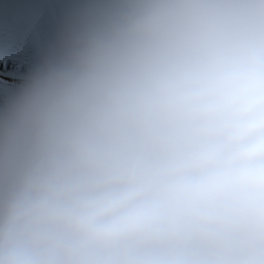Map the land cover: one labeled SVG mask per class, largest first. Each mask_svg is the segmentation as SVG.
<instances>
[{
  "label": "rangeland",
  "instance_id": "374dc122",
  "mask_svg": "<svg viewBox=\"0 0 264 264\" xmlns=\"http://www.w3.org/2000/svg\"><path fill=\"white\" fill-rule=\"evenodd\" d=\"M132 3L0 0V170L14 173L26 86L59 100L55 92L103 56ZM157 7L189 41L165 116L149 131L162 155L102 178L144 197L142 221L84 234L16 221L3 211L13 176L0 172V264H31L28 249L43 264H264V0ZM30 102L37 115L55 106L34 92Z\"/></svg>",
  "mask_w": 264,
  "mask_h": 264
},
{
  "label": "clouds",
  "instance_id": "9594fccd",
  "mask_svg": "<svg viewBox=\"0 0 264 264\" xmlns=\"http://www.w3.org/2000/svg\"><path fill=\"white\" fill-rule=\"evenodd\" d=\"M159 3L133 0L103 56L66 82L43 115L30 102L35 86H26L17 102L23 117L13 137L7 216H31L80 234L142 221L144 197L127 195L125 181L102 178L120 174L137 156L162 155L149 131L165 116L189 41L164 26Z\"/></svg>",
  "mask_w": 264,
  "mask_h": 264
},
{
  "label": "bare ground",
  "instance_id": "6f19581e",
  "mask_svg": "<svg viewBox=\"0 0 264 264\" xmlns=\"http://www.w3.org/2000/svg\"><path fill=\"white\" fill-rule=\"evenodd\" d=\"M61 94H62V92H55V95L56 96H58V97H60L61 96ZM53 95V94H52ZM151 135H150V137H149V140H150V142L151 143H153V144H155V145H159L158 143H157V141L155 140V139H153V138H151ZM5 167V166H4ZM0 172H2V173H4V174H8L10 177H12L13 176V171L11 170V166L9 167L8 166V169L7 168H5V169H1L0 170ZM110 178V177H109ZM111 179V178H110ZM32 218H34V217H31V216H29V218L28 219H32ZM56 226L58 227L59 226V224H57V223H45V225H44V227H45V229L48 231V232H55L54 230H56ZM31 245V244H30ZM27 254H28V257H29V259H30V261L29 262H31V264H43L42 262H43V259L38 255V253L36 252V251H34L33 249H28L27 250ZM65 264H68V261L66 260V263Z\"/></svg>",
  "mask_w": 264,
  "mask_h": 264
},
{
  "label": "trees",
  "instance_id": "16d2710c",
  "mask_svg": "<svg viewBox=\"0 0 264 264\" xmlns=\"http://www.w3.org/2000/svg\"><path fill=\"white\" fill-rule=\"evenodd\" d=\"M1 85V84H0ZM8 87H10V86H8ZM12 87V86H11ZM35 89V88H34ZM34 93L35 94H37L38 95V97H42V98H44V99H49V100H51V102L52 103H56L58 100H55V99H51V98H49L46 94H44V93H41V92H38V90L37 89H35L34 90Z\"/></svg>",
  "mask_w": 264,
  "mask_h": 264
}]
</instances>
